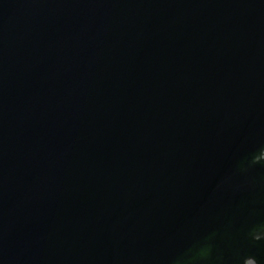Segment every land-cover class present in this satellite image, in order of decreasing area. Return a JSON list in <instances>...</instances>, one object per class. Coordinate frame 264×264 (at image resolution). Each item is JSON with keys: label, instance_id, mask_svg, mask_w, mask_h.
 <instances>
[{"label": "water", "instance_id": "1", "mask_svg": "<svg viewBox=\"0 0 264 264\" xmlns=\"http://www.w3.org/2000/svg\"><path fill=\"white\" fill-rule=\"evenodd\" d=\"M264 264V0H0V264Z\"/></svg>", "mask_w": 264, "mask_h": 264}]
</instances>
